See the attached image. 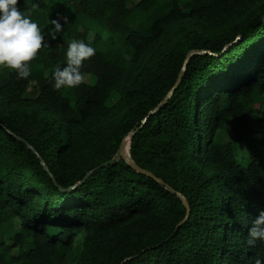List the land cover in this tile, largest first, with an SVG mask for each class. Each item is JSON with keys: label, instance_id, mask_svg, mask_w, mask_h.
<instances>
[{"label": "trees", "instance_id": "obj_1", "mask_svg": "<svg viewBox=\"0 0 264 264\" xmlns=\"http://www.w3.org/2000/svg\"><path fill=\"white\" fill-rule=\"evenodd\" d=\"M18 7L46 37L52 19L63 30L28 79L0 69V264L264 260V242H247L264 209V0ZM73 40L96 53L85 83L55 90ZM130 130L131 160L163 184L122 157L96 168Z\"/></svg>", "mask_w": 264, "mask_h": 264}, {"label": "clouds", "instance_id": "obj_2", "mask_svg": "<svg viewBox=\"0 0 264 264\" xmlns=\"http://www.w3.org/2000/svg\"><path fill=\"white\" fill-rule=\"evenodd\" d=\"M18 4L19 0H0V69L15 70L18 79H28L31 75L29 62L41 49L49 47V37L55 40L63 25L60 20L52 19L46 37L38 22L33 20L32 10L22 11ZM35 7L37 5H33V9ZM95 53L96 49L83 40L69 43L65 66L57 65L52 71L53 88L70 89L85 83L81 68ZM248 237L250 246H255L257 241L264 242V209L253 222ZM255 264H264V260L257 258Z\"/></svg>", "mask_w": 264, "mask_h": 264}, {"label": "water", "instance_id": "obj_3", "mask_svg": "<svg viewBox=\"0 0 264 264\" xmlns=\"http://www.w3.org/2000/svg\"><path fill=\"white\" fill-rule=\"evenodd\" d=\"M206 51H199V52H189L184 60V64H183V67L181 69V71L179 72L178 74V77L176 79V82L175 84L173 85V87L171 88V90L166 94V96L163 98V100L151 111H149L147 117L149 115H151L152 113H154L155 111H158L161 107H163V105L168 101V99L171 97L172 93H173V90L178 86L179 82H180V79L183 75V72H184V69H185V66H186V63L189 59V57L192 55V54H195V53H205ZM146 117V118H147ZM143 120V122L145 121V119ZM135 131L134 130H130L129 133L123 137L122 141L120 142L119 144V147L115 153V155L112 157L111 160L109 161H106L104 163H101L99 166H97L96 168H101L113 161H116L118 160V158L122 157L126 162L127 164H129L133 169H135L136 171L142 173V174H145L147 176H150L152 178H154L155 180H157V182H159L160 184H163V181L159 178H156L151 172L147 171L146 169H143L141 167H139L138 165H136L132 160H131V157H130V153H129V148H130V141H131V138L132 136L134 135ZM47 169V168H46ZM89 175V173L86 174L85 178ZM63 190V189H62ZM65 191V190H64ZM178 196L181 198L182 202H183V205L185 206L187 212L189 210V207H188V203L185 199V197L182 195V194H178Z\"/></svg>", "mask_w": 264, "mask_h": 264}, {"label": "rangeland", "instance_id": "obj_4", "mask_svg": "<svg viewBox=\"0 0 264 264\" xmlns=\"http://www.w3.org/2000/svg\"><path fill=\"white\" fill-rule=\"evenodd\" d=\"M86 78H87V76H85V79H86ZM225 137H226L227 139H230V134H229V133L226 134ZM239 156H240V157H239V161H240V163L246 165L247 160H246L245 153L243 152V154H241V155H239Z\"/></svg>", "mask_w": 264, "mask_h": 264}]
</instances>
